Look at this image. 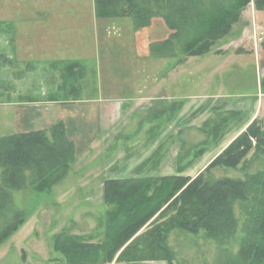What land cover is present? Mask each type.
Listing matches in <instances>:
<instances>
[{"label":"crops","instance_id":"1","mask_svg":"<svg viewBox=\"0 0 264 264\" xmlns=\"http://www.w3.org/2000/svg\"><path fill=\"white\" fill-rule=\"evenodd\" d=\"M22 1L25 2L5 0L4 8L0 6V116L4 122L9 120L16 126L14 133L46 129L63 121L68 136L75 143L76 159L94 150L99 154L98 149L105 148L103 153L108 163L113 161L110 163L113 164V176L105 179L147 175L151 170L163 171V145L179 141L188 146L186 149L196 152L183 154L179 150L175 164H171V172L163 175L182 174L195 178L255 119L260 120L264 128V73L258 62L252 65L258 87L248 97L230 98L229 94L222 92L185 93L178 84H163L162 71L156 73L151 87L147 86L145 79L143 84L133 85L129 81L125 86H116L115 68L108 61L105 62L108 71L102 74L108 80L105 85L104 82L99 85L103 64H100L99 19L94 0H74L80 8H58L65 4V0L31 2L32 8H26L29 5L24 6ZM259 13L257 16L264 20V13ZM113 23L105 22L106 26ZM224 38L219 39L210 52L197 57L213 54L211 61L216 54L222 55L215 49ZM132 43L134 51L138 52L135 56L146 60L145 41L140 43L138 39L137 44L133 40ZM233 54L241 57L247 53L235 51ZM224 55L229 57L231 54ZM91 61H95V66L89 68L87 63ZM67 62L81 63L85 82L82 79V83L64 84L63 70ZM24 68L26 72L30 68V73L22 78L20 71ZM50 69L54 72L44 79L43 71ZM36 70L42 72L34 74ZM200 73L198 78L202 79ZM222 73L224 71L218 70L213 75L218 77ZM88 74L90 78L96 76L97 82L91 80L86 84ZM156 76H160L159 79ZM33 77L41 79L37 89ZM75 93L84 95L73 97ZM104 93L108 95L102 99L100 94ZM89 94L91 96H87ZM232 113L236 114L233 116ZM216 124L220 125L222 135L219 137L208 131ZM120 139L125 152L122 160L117 162L113 147ZM202 149L199 155L196 154ZM192 173L196 174L192 176Z\"/></svg>","mask_w":264,"mask_h":264},{"label":"trees","instance_id":"2","mask_svg":"<svg viewBox=\"0 0 264 264\" xmlns=\"http://www.w3.org/2000/svg\"><path fill=\"white\" fill-rule=\"evenodd\" d=\"M251 1L241 0V5ZM201 2L94 0V5L98 18L114 19L129 15L135 29L148 26L152 17L162 14L174 32L168 39L153 43L152 48L154 51L169 49L172 52L171 45L180 38L181 30L190 20L189 12L198 14L195 18L201 17V9L196 8V4ZM254 3L256 8H264V0H254ZM243 7H225L229 8L223 10L229 18L218 25L208 27L204 22L200 23L201 35L184 45V54L175 64L182 65L189 57L210 52L219 39L231 33L232 24L237 21ZM175 15L181 17L175 18ZM216 52L224 53L225 50ZM236 52L249 53L242 48ZM73 64L70 72L83 70L80 62ZM262 84L264 86V77ZM215 126L208 131L219 137L222 135L220 125ZM261 155H264V128L261 121L255 119L195 178L180 174L105 179L103 200L111 208L108 209L103 239L94 242L81 235L61 231L54 238V247L65 256L67 264H104L111 262L118 251L117 262L124 264L144 261L173 264L176 252L169 244L173 230L191 234L203 232L218 244H226L235 238L237 232L238 218L234 207L239 202L246 215L240 257L226 264H264V170L247 173L245 178L212 179L207 175L215 166L246 169L250 161ZM75 160V143L68 136L63 121L46 129L0 136V214L9 212L14 191L30 186L37 192L50 191L66 177ZM23 215L22 211L16 212L12 221L0 227V244L23 223ZM147 224L151 225L150 228L139 233ZM24 261L16 264H29ZM48 264L63 263L55 260Z\"/></svg>","mask_w":264,"mask_h":264},{"label":"rangeland","instance_id":"3","mask_svg":"<svg viewBox=\"0 0 264 264\" xmlns=\"http://www.w3.org/2000/svg\"><path fill=\"white\" fill-rule=\"evenodd\" d=\"M4 1L0 0L2 8H4ZM24 1H22L24 6L29 5L26 8H32L31 2L39 4L41 0ZM47 1L53 3L54 0ZM65 1V4H60L58 8H80L77 4H74V0ZM13 4L18 6L17 2ZM234 5L245 7H243L241 14L238 13L237 21L232 24L231 33L218 43L216 49L214 48L215 50H225V52L222 55L216 54L211 61L209 60L213 54L208 57H189V62L187 60L182 65L175 64L178 58L184 54V45L192 43L201 35L200 23L204 22L205 26L208 27L214 24L218 25L222 20L229 18L223 11L229 8L225 7H233ZM196 8L201 9V17L195 18L198 14L189 12L190 20L184 26V30H181L180 38L175 39V44L171 45L172 52L169 49L154 51L152 48L153 43L168 39L170 34L174 32L169 28L162 14L152 17L151 23L140 29H135L133 18L129 15L104 21L102 18L97 17L99 19L98 35L100 37L98 42L101 49L100 64H103V67L100 66L99 85L103 82L105 85L106 80H108L102 75L106 70L108 71L105 63L108 61L110 66L115 68L113 74H115L116 86H125L129 81L133 85L143 84V79H145L147 86L151 87L155 83L156 73L162 71L163 84H174L175 86L178 84L180 90L185 91V93L215 94L222 92L229 94L230 98L238 95L248 97L250 94L255 93L258 83L252 65L258 62L260 70L264 73V24L261 23H264V20L257 16V14L260 15V11L264 13V8H256L254 0L246 5H241V0H202L201 3L196 4ZM176 17L180 18L181 16L175 15ZM105 22L114 23L106 26ZM105 36L107 37L105 38ZM138 39L140 43L145 41L143 47L147 53L146 60L142 58L139 60L135 56L138 52L137 50L134 51L132 40L136 43ZM239 48L249 51V54H243L241 57L233 56V53ZM103 49L108 51L105 52ZM140 52L142 54L143 50L141 49ZM226 53L231 55L227 57V55H224ZM237 60H240V62ZM236 62L241 63L243 67L236 64ZM72 64L73 62H67L64 65L65 77L63 76V81L66 85L82 83L84 70L70 72L69 70L74 65ZM87 65L92 68L95 66V61H91ZM40 69L41 67L38 66L39 71ZM206 69H208V72H205ZM38 70L34 74L38 73ZM218 70L220 72L224 71V73L214 77L213 74ZM20 72L23 78L27 72L30 73V68L27 72L25 68L21 69ZM43 72L42 75L46 79L50 72L53 73L54 71L50 69ZM200 72L203 74L202 79L198 78L201 75ZM156 77L159 79L160 76ZM203 79L206 80L203 81ZM33 80L34 88L37 89L41 79L33 77ZM91 80L97 82L96 76L90 78L88 74L86 84ZM83 81L85 82V79ZM36 94L38 93L36 92ZM36 94L30 93V95ZM81 95L84 94L75 93L72 96L80 97ZM107 95V93L100 94L103 97L102 99ZM115 95L118 96L119 93ZM120 95L125 96L126 94ZM1 99L0 95V101ZM115 116L116 119L117 114ZM15 131L16 126L9 120L7 123L4 122L0 116V136L9 135ZM116 143L113 149L117 153L116 160L118 162L122 160L125 148L121 139ZM187 147L179 141L164 144L161 149L164 154L163 171L151 170L152 172L147 173V175L163 176V174L171 172V164H175L179 150H182L183 154L188 151L196 152L192 149H186ZM98 151H100L99 154L94 150L92 153L86 152V155L77 158L66 177L52 186L50 191L37 192L30 186L13 192L9 212L0 214V227L4 223L12 221L15 213L19 211L23 212L24 220L18 229L0 244V264H16L24 260L29 264H48L55 260L67 264L65 256L54 247V238L61 231L78 234L94 242L103 239L108 224V209L111 207L103 200L101 184L105 178L113 176L111 173L113 164H110L113 161L108 163L106 155L103 153L105 151L104 147L101 146ZM196 154L199 155L200 152ZM260 170H264V155L250 161L246 169L215 166L210 169L207 175L212 179L221 177L245 178L247 173L251 174ZM195 174L192 173L191 175ZM242 207L243 205L239 202L235 204L234 209L238 218V228L235 238L226 244H218L203 232L191 234L180 229L173 230L169 237V244L176 252V261L173 264H226L229 261L238 260L240 257V240L244 235L243 230L246 224V215ZM149 226L151 225L144 226L139 233L149 229ZM118 254L119 251L111 262L104 264H124L123 262H117ZM138 264H168V262L144 261Z\"/></svg>","mask_w":264,"mask_h":264}]
</instances>
